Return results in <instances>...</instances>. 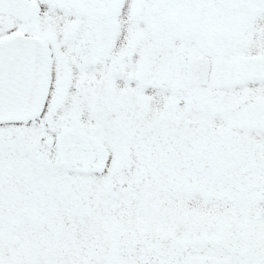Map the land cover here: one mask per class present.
Instances as JSON below:
<instances>
[{"label":"snow or ice","instance_id":"snow-or-ice-1","mask_svg":"<svg viewBox=\"0 0 264 264\" xmlns=\"http://www.w3.org/2000/svg\"><path fill=\"white\" fill-rule=\"evenodd\" d=\"M0 264H264V0H0Z\"/></svg>","mask_w":264,"mask_h":264}]
</instances>
